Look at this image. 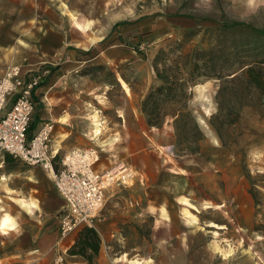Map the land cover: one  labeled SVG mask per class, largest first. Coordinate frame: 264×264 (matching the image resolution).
Wrapping results in <instances>:
<instances>
[{
    "label": "crops",
    "instance_id": "0c3cea01",
    "mask_svg": "<svg viewBox=\"0 0 264 264\" xmlns=\"http://www.w3.org/2000/svg\"><path fill=\"white\" fill-rule=\"evenodd\" d=\"M79 2L81 0H0V77L11 65H20L24 71L48 67L50 73L34 91L35 111L29 134L35 133L45 120L52 119L55 121L54 153L62 157L71 147L100 141L106 146L105 150L110 151L111 147L115 153L121 150L120 156L113 153L116 160H128L140 173L133 185L112 187L106 192L101 218L94 225L101 238L95 264H212L210 259L196 260L197 249L192 246L197 239V234L192 233L194 223L152 196L150 187L157 186L161 179L157 176L155 182L154 175L142 170L139 161L149 156L150 151H158V145L166 149L169 143L150 137L140 104L136 106V122L133 114L125 112L119 113L118 120L106 128L103 122L95 121L99 108L94 105L100 96V84L91 78L95 65L104 64L110 69L122 66V62L130 64L134 75L129 78L122 73L125 69L113 71L114 79L121 84L118 75L121 76L131 89L128 92L124 88L126 99L128 94L143 98L151 83L157 80L153 75L147 80L145 75L152 61H125L117 58L115 44L103 46V40L115 36L116 21L103 22L101 16H89ZM188 20L182 16L166 21L140 19L122 24L118 32L143 41L152 32L159 34L165 22L173 29L172 24L190 26ZM161 32L168 34L169 30ZM143 33H146L144 37ZM132 84L138 86V91ZM98 125L102 126L98 131L100 135L95 133ZM150 144L155 147L149 150ZM171 177L174 178L173 172L164 176L163 184L170 186ZM9 207L13 209L10 214L6 212ZM62 207L63 200L48 171L10 154L0 158V211L5 212L0 218L9 215L14 222L6 231H0V264H55L61 252L67 264H85L81 257L67 253L78 230L60 235L58 220ZM147 216L153 217L150 233L144 232ZM134 238L151 242L152 249L132 252L136 248H125V243Z\"/></svg>",
    "mask_w": 264,
    "mask_h": 264
},
{
    "label": "rangeland",
    "instance_id": "374dc122",
    "mask_svg": "<svg viewBox=\"0 0 264 264\" xmlns=\"http://www.w3.org/2000/svg\"><path fill=\"white\" fill-rule=\"evenodd\" d=\"M78 5L93 18L101 16L103 22L106 19L121 22L115 23V36L101 42L103 46L115 44V49H118L115 54L119 59L152 61L161 46L184 39L187 40V48L205 49L210 62L221 69L226 79L235 71L240 74L248 66L255 67L257 78L251 79L247 90H244V75L234 83L226 82L219 96L217 93L224 79L212 77L190 88L192 97L189 108L205 135L199 153L182 151L181 148L186 147L185 142L176 144L173 119L168 116L160 127L148 125L150 137L169 143L168 147L165 149L158 145L157 152L150 151L149 156L139 163L142 170L154 175L155 182L161 179L157 186L150 187L152 196L180 211L183 217L194 223L192 233L197 234V239L192 246L197 249L196 260L210 259L212 264H222L223 261L224 264H264V34L256 33L249 27L232 28L222 21L201 19L224 16L225 19L244 20L256 28H264V0H81ZM177 16L189 19L190 26L172 24L173 29H169L165 22L163 27L169 30L168 34L161 32L164 29L159 30V34L143 33V37L146 35L143 41L136 37H125L118 32L122 24L140 19L148 22L154 19L166 21L174 20ZM121 64L110 69L104 64L95 65L94 77H91L100 84L99 102L94 105L99 108L95 121L103 122L104 128L118 120L117 115L121 112L133 114L136 122L137 104L156 83H151L143 98L128 94L126 99L124 88L128 92L131 89L118 75L119 84L114 79L113 71L125 69L122 73L129 78L134 75V69L131 70L127 62L126 65L123 62ZM147 72V80L152 75L156 78L153 64ZM137 87L132 84L136 91ZM220 105L223 110L240 115L238 122L223 132L226 145L222 144L210 122ZM178 107L171 100L161 105L166 111ZM95 129V133H99L102 126L98 125ZM90 145L102 148L98 163L100 168L97 167L99 170L125 163L136 171V177L140 175L135 165H131L128 160L117 161L113 155L114 148L105 150L106 146L100 141L74 147ZM154 147L150 144L148 148ZM115 154L120 156L123 152L116 150ZM172 172L174 178L171 177L170 186L163 184L164 176ZM136 177L130 184H114L112 187L133 185ZM6 212H13L12 207ZM3 214L5 212L0 211V216ZM152 222L153 217L147 216L144 232L150 233ZM184 228L182 225V231ZM125 248H136L132 252L150 251L152 243L136 241L134 238L125 243Z\"/></svg>",
    "mask_w": 264,
    "mask_h": 264
},
{
    "label": "built area",
    "instance_id": "2783aa9c",
    "mask_svg": "<svg viewBox=\"0 0 264 264\" xmlns=\"http://www.w3.org/2000/svg\"><path fill=\"white\" fill-rule=\"evenodd\" d=\"M49 73L48 67L24 71L20 65H11L0 77V158L10 154L50 173L63 200L58 230L66 236L83 226L94 227L101 218L107 190L114 184L132 183L136 171L125 163L99 170L100 146L72 147L55 162L52 119L29 134L35 111L34 91ZM54 262L65 264L66 256L58 253Z\"/></svg>",
    "mask_w": 264,
    "mask_h": 264
},
{
    "label": "trees",
    "instance_id": "16d2710c",
    "mask_svg": "<svg viewBox=\"0 0 264 264\" xmlns=\"http://www.w3.org/2000/svg\"><path fill=\"white\" fill-rule=\"evenodd\" d=\"M201 19L222 21L227 27L232 28L249 27L256 33L264 34V28H256L250 22L244 20H229L225 19L224 16L216 18L202 17ZM120 23L118 22L116 25ZM186 42L187 40L184 39L174 40L157 50L152 59L157 81L142 99L140 107L148 125L151 126L160 127L168 116L171 117L176 135V144L180 145L185 142L186 147L181 148L182 151L196 154L200 152L201 141L205 138V135L189 108V101L192 97L190 88L212 77L224 79L217 93L219 96L226 82L234 83L244 75V90H247V85L251 79L254 78L253 80H255L257 77L255 67L248 66L242 70L241 75L235 71V74L226 79L221 69H217V66L212 61V63L210 62L205 49L187 48ZM202 75L204 76L203 79L201 78ZM169 100L179 105V107L171 111L163 110L161 105ZM239 117V113L225 111L221 105L218 111L212 115L211 125L223 145H226L223 136L224 130L236 124ZM58 158L59 153L55 155V162ZM100 244L101 238L98 231L94 227L83 226L78 229L77 237L67 249V253L71 256L81 257L86 262L85 264H95Z\"/></svg>",
    "mask_w": 264,
    "mask_h": 264
},
{
    "label": "bare ground",
    "instance_id": "6f19581e",
    "mask_svg": "<svg viewBox=\"0 0 264 264\" xmlns=\"http://www.w3.org/2000/svg\"><path fill=\"white\" fill-rule=\"evenodd\" d=\"M26 207H29L28 203H24ZM14 222L9 215H5L3 218H0V229L6 231L8 228L12 227Z\"/></svg>",
    "mask_w": 264,
    "mask_h": 264
}]
</instances>
